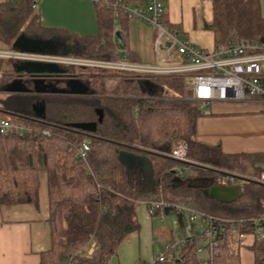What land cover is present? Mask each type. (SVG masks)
Returning a JSON list of instances; mask_svg holds the SVG:
<instances>
[{"label":"trees","instance_id":"obj_1","mask_svg":"<svg viewBox=\"0 0 264 264\" xmlns=\"http://www.w3.org/2000/svg\"><path fill=\"white\" fill-rule=\"evenodd\" d=\"M34 0H0V43L11 47L20 34L40 39H57L69 53L79 56L117 59L114 21L124 25L126 14L119 7L95 3V35L48 28L41 25L32 8ZM113 2L116 0H108ZM140 4L142 0H120ZM132 1V3H131ZM212 19L205 28L213 31L215 47L238 40H264V14L260 0H211ZM117 16L114 17V11ZM77 74L92 93L86 96L14 93L0 98V118L24 127V131L0 134V204L37 203L39 171L47 174L51 247L41 252L39 264H108L122 240L138 231L135 204L150 201L166 206L153 213H174L183 230V213L175 204L191 207L222 218L237 219L264 215V185L250 178H238L242 195L231 203H221L202 192L208 182H220L216 169L242 176H258L264 170V154H225L219 145H207L196 138V120L204 112L198 102L186 98L188 74L138 75L110 71L83 70ZM12 70L0 73V90L13 79ZM149 85L153 88L149 89ZM31 88V83H28ZM163 87L173 95L162 97ZM44 104V116L34 113L33 105ZM103 118L93 133L65 126L73 121H95L96 109ZM187 146L188 162L170 156L178 141ZM89 145L85 158L77 147ZM120 150L149 156L152 180L137 169L126 173L117 160ZM196 166L197 176L177 175L176 166ZM204 165V166H202ZM201 182V183H198ZM259 223L234 220L224 223L214 248V264H240V248L253 254V264H264V239L245 244L239 234L254 235ZM246 235V236H247ZM204 237L189 238L182 249L168 251L154 264H201L196 248ZM95 242L86 254L83 247ZM243 241V242H242ZM242 242V243H241ZM86 248V247H85ZM143 264H147L143 262Z\"/></svg>","mask_w":264,"mask_h":264},{"label":"crops","instance_id":"obj_2","mask_svg":"<svg viewBox=\"0 0 264 264\" xmlns=\"http://www.w3.org/2000/svg\"><path fill=\"white\" fill-rule=\"evenodd\" d=\"M36 3V9L38 8V13H36L38 14L41 25L44 27L58 28L77 35H95L97 32L95 3L93 0H39ZM163 3L165 6L164 20L170 29L177 31L179 37L185 38L189 43L204 51H210L215 48L214 33L204 26L205 23H209L212 19L211 0H163ZM114 23V30L119 31L121 38L119 43L122 44V47L118 46L116 48L119 58L126 56L129 60L136 63L152 64L158 61L153 50V31L147 24L139 20H129L128 18L124 22V25L118 23L117 20ZM94 28L96 29L95 32H93ZM51 40L54 41L55 46L53 51L58 52L51 53L54 55L80 58H108L75 55L69 53L68 48L56 38H52ZM3 46L0 43V49L4 48ZM56 49H59V51H56ZM148 50L152 53V61H145L141 58V56H144L143 52H147ZM161 58H165L164 53ZM179 59L180 56L175 55V61ZM13 63L18 64L17 62ZM62 67L66 69L68 76L79 78L83 81L80 78L81 76H77V74L81 73H77L75 67ZM13 73L14 79L16 77L15 71ZM24 76V74L21 76L22 79L27 80ZM54 77L56 78L57 76H52L51 80L45 78V81L54 82ZM28 83L26 84L28 85ZM151 88L153 86L149 85V89ZM166 90L168 91L166 87H163L162 97H172L173 93L169 96ZM6 94L4 92L2 98ZM30 94H35L40 97L63 95L35 92ZM186 98H189L188 93ZM198 107L204 114L196 120L195 129L197 140L211 146L219 145L221 151L225 154H264V105L254 102L215 101L204 105L198 102ZM262 166L264 168V162H262ZM175 169L178 173L174 175V180H179L181 176H184L183 168L176 166ZM196 169H193V175L189 177L196 178L198 174ZM179 171L182 172V175H179ZM144 175L147 184L151 185L153 189L156 182H148L146 174ZM37 179V203L0 204V264H39L41 252L51 247L46 172L39 171ZM209 182L207 181V184ZM233 184H239V182L236 181ZM149 214L159 217L168 215L162 212L159 214L149 212ZM169 214L175 216L176 227L181 231L182 235V226H179L176 215L174 213ZM183 221L184 215L182 223ZM253 240L254 235H247L244 243L250 244ZM172 241L168 240L166 243ZM86 249V252L92 253L95 249V242L89 243ZM240 264H253V254L244 246L240 248Z\"/></svg>","mask_w":264,"mask_h":264},{"label":"built area","instance_id":"obj_3","mask_svg":"<svg viewBox=\"0 0 264 264\" xmlns=\"http://www.w3.org/2000/svg\"><path fill=\"white\" fill-rule=\"evenodd\" d=\"M101 0H93L97 3ZM107 6L119 7L129 20H139L147 24L153 31V50L157 57L156 62L136 63L126 56L121 58H84L75 56H58L54 54L24 53L11 48L0 49V57L9 58L14 62L39 61L55 63L61 66L81 68L90 71H110L138 75L159 74H188L190 82L188 96L191 100L198 101L201 105L209 102H254L264 105V40H238L220 45L210 51H204L189 43L183 37H179L177 31L168 27L164 20L165 6L163 0H142L140 4L127 5L120 0L109 2L102 0ZM37 7L36 0L32 2V8ZM117 11H114V17ZM165 54V58L161 56ZM176 53V54H175ZM175 55L180 59L175 61ZM24 127L11 122L6 118H0V134L10 131H24ZM89 145L82 141L77 147V154L85 158ZM187 146L184 141L177 142L170 153L173 158L188 162L186 155ZM220 183L233 184L241 174L216 169ZM179 175L182 172L179 171ZM250 178L264 185V171L258 176H242ZM219 183V182H218ZM167 204L150 201L148 211ZM175 209L184 215L183 234L178 240L167 242L162 250L156 254L152 263L163 261L168 251L176 254L194 236L204 237L206 245L198 246L197 252L207 250L210 261L203 260V264H214L213 250L217 246L218 236L224 223L234 220L240 223L248 220L259 223L255 231L256 239H264V215L253 217H239L237 219L222 218L191 207L175 204ZM247 234H239L241 240L246 239ZM243 242V241H242ZM241 242V243H242ZM86 254H91L86 252ZM67 264H73L69 261Z\"/></svg>","mask_w":264,"mask_h":264},{"label":"water","instance_id":"obj_4","mask_svg":"<svg viewBox=\"0 0 264 264\" xmlns=\"http://www.w3.org/2000/svg\"><path fill=\"white\" fill-rule=\"evenodd\" d=\"M113 39L119 47H122L119 31H115ZM11 47L17 51L33 54H48L56 53L54 49V41L51 39H40L29 37L25 34L18 35L13 41ZM16 77L6 83L2 88L7 94L14 93H54L63 95H87L91 94L92 90L89 86L79 78L71 77L66 74V70L60 68L55 63H46L39 61H23L14 64ZM29 76V79L23 80L22 75ZM63 74V75H62ZM57 77L54 82H46V76ZM63 76V77H61ZM31 82V88L26 83ZM59 84V85H58ZM34 113L37 116H44L43 102H37L33 105ZM97 118L95 121H73L65 124L73 129H80L85 132L93 133L96 130L97 124L102 121V109H96ZM117 160L124 167L125 172H133L137 169L145 172L147 181L153 183L152 178V162L149 156L145 154H137L128 150H120L117 153ZM197 180L202 178H195ZM208 181V178H203ZM202 192L205 196L222 203H231L237 200L242 195V187L240 184H225L212 183L211 181Z\"/></svg>","mask_w":264,"mask_h":264},{"label":"rangeland","instance_id":"obj_5","mask_svg":"<svg viewBox=\"0 0 264 264\" xmlns=\"http://www.w3.org/2000/svg\"><path fill=\"white\" fill-rule=\"evenodd\" d=\"M260 2L262 6V12L264 14V0H260ZM35 12L38 13V8ZM95 30L96 29L94 28L93 32H95ZM9 48L12 49V47ZM56 51H59V49H56ZM143 55L144 56H141L142 60L152 61V53L150 50L143 52ZM13 62L14 61L9 58L0 57V73H3L5 70L13 71ZM60 68L66 70L62 66H60ZM76 69L77 70L75 71L77 73H80L84 70L81 68ZM25 77L26 79H29V76L25 75L24 78ZM53 79H55V77ZM166 93L169 96L172 95V92L169 90ZM3 95V90H0V98H2ZM190 162L191 165L181 166L183 168V174L186 177L193 175L192 173L193 169H195L194 167L201 166L200 163H197L193 160ZM135 218L139 223L138 231L130 233L122 240V242L119 243L116 253L110 257L108 264H143V262L152 263L154 257H156V254L162 250V247L166 241H176L181 235V231L176 227L175 216L173 214H168L163 217L156 215L152 216L149 214L148 208L144 202H138L135 204ZM87 245L83 247V250H87L85 248ZM199 255L206 259L208 252L207 250H202Z\"/></svg>","mask_w":264,"mask_h":264},{"label":"flooded vegetation","instance_id":"obj_6","mask_svg":"<svg viewBox=\"0 0 264 264\" xmlns=\"http://www.w3.org/2000/svg\"><path fill=\"white\" fill-rule=\"evenodd\" d=\"M51 78H52V76H51V75H49V76H46V79H47V80H51ZM130 173H132V172H130ZM198 183H201V182H198Z\"/></svg>","mask_w":264,"mask_h":264}]
</instances>
